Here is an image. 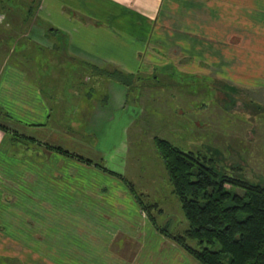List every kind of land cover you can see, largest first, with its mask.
<instances>
[{
	"label": "crops",
	"instance_id": "0c3cea01",
	"mask_svg": "<svg viewBox=\"0 0 264 264\" xmlns=\"http://www.w3.org/2000/svg\"><path fill=\"white\" fill-rule=\"evenodd\" d=\"M60 29L69 33L62 48ZM152 45L179 55L182 72L213 79L264 110V0H0V119L67 133L76 147L70 152L104 160L106 168L126 166L119 152L131 121L155 116L140 115L141 107L139 115L126 113L127 98L136 95L140 106L150 93L141 85L132 92L118 80L80 81L78 73L109 67L137 72L142 54L159 56L149 51ZM176 84L171 79L157 88ZM196 109L203 115L205 109ZM66 111L69 126L62 124ZM246 112L252 115L253 108ZM3 125L13 128L0 123V264L194 260L144 211L131 179L52 148L47 161L25 173L27 165L9 156L16 144ZM19 183L36 189L27 192Z\"/></svg>",
	"mask_w": 264,
	"mask_h": 264
},
{
	"label": "rangeland",
	"instance_id": "374dc122",
	"mask_svg": "<svg viewBox=\"0 0 264 264\" xmlns=\"http://www.w3.org/2000/svg\"><path fill=\"white\" fill-rule=\"evenodd\" d=\"M58 32L60 39L59 41L57 39V44L59 42L60 48L65 47L69 33L64 29ZM53 34L50 32V36L46 38L45 43L48 48L53 46ZM152 49H155L153 45L149 51ZM155 51L159 56L142 54V67L137 72L124 71L126 74L135 73L137 76L132 84L125 83L130 91L133 92L136 85H141L146 86V90L150 93L142 97L140 106L137 103V96L130 93L125 112L129 113L134 109L135 115H139L141 107L140 115H155L154 119L149 121L142 117V119L137 118L131 121L127 131L129 136L125 135V144L124 142L120 144L122 148L119 152V155H125L123 158L127 165L108 168V171L131 179L143 205L153 215L158 227L166 228L172 234H178L186 230L188 221L183 213L181 202L173 191L166 166L157 149L155 137L169 139L185 151L193 150L202 156H207L211 159L210 164L221 172H228L264 185V110L262 104H248V97L241 92L232 90L230 87L218 88L213 79L201 78L197 72H182L179 55H164V51L160 49ZM115 68L117 67L105 69L112 71ZM103 69L94 68L86 74L78 73L77 80H117L115 77H109ZM65 76L67 75L62 74L61 79ZM171 79L178 83L177 87L157 88L161 83ZM181 81L187 82L188 85L181 86L179 84ZM171 91L173 95L169 94ZM82 106H85L84 101ZM62 107L68 109L69 105ZM196 108L205 109L203 115L198 114ZM248 108H253L252 115L246 114ZM66 114L62 117L64 120L62 124L69 126V120H67L69 111H66ZM180 118L182 122L179 121ZM4 120L0 119V123L12 125L13 128L3 126L12 131L11 139L16 144L9 156L27 165L26 169L23 166L25 173L35 172L36 162L43 163L49 159L47 152L50 148L49 144L68 151L70 147H75L73 137L65 133L69 131V128L64 129L63 133L67 134L65 135L47 128L39 127L40 130H38L39 128L28 123L25 125V121L15 120L11 123ZM79 138L84 137L79 136ZM93 138L95 140V137ZM129 139L130 142H128ZM77 146L81 148L82 144L78 143ZM101 147L111 148L113 145L102 143ZM80 152L86 155L85 152ZM94 154L97 153L91 152V155ZM95 162L105 164L104 160ZM16 170L18 172V169ZM50 172L57 175L52 170ZM25 176L26 174H23L22 179ZM19 184L21 185L19 187L30 193L36 189L32 184L29 187ZM192 259L194 260H190L191 264H195L194 261L201 264L194 257Z\"/></svg>",
	"mask_w": 264,
	"mask_h": 264
},
{
	"label": "trees",
	"instance_id": "16d2710c",
	"mask_svg": "<svg viewBox=\"0 0 264 264\" xmlns=\"http://www.w3.org/2000/svg\"><path fill=\"white\" fill-rule=\"evenodd\" d=\"M103 70L109 77L128 85L137 78L135 73L126 74L119 68ZM155 138L173 191L188 221L183 233L172 234L158 227L161 232L201 264H264V185L221 172L210 164L207 156L185 151L169 139ZM48 146L108 170L93 159L62 147ZM127 183L148 213L134 185ZM152 219L156 223L153 215Z\"/></svg>",
	"mask_w": 264,
	"mask_h": 264
}]
</instances>
